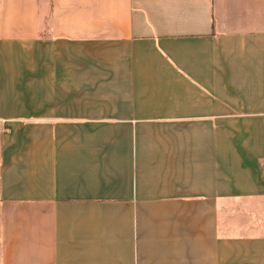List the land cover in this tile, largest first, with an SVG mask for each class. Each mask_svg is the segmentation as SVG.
I'll use <instances>...</instances> for the list:
<instances>
[{
    "label": "crops",
    "instance_id": "1",
    "mask_svg": "<svg viewBox=\"0 0 264 264\" xmlns=\"http://www.w3.org/2000/svg\"><path fill=\"white\" fill-rule=\"evenodd\" d=\"M0 264H264V0H0Z\"/></svg>",
    "mask_w": 264,
    "mask_h": 264
}]
</instances>
